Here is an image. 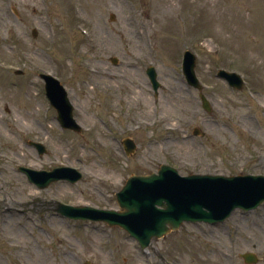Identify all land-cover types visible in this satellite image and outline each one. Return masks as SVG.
I'll list each match as a JSON object with an SVG mask.
<instances>
[{
  "label": "rangeland",
  "instance_id": "rangeland-1",
  "mask_svg": "<svg viewBox=\"0 0 264 264\" xmlns=\"http://www.w3.org/2000/svg\"><path fill=\"white\" fill-rule=\"evenodd\" d=\"M141 1L0 0V264H264V203L215 224L185 222L147 248L118 226L56 211V201L117 209L129 176L163 163L182 175L264 174V15L163 0L178 12L153 16ZM185 50L197 56L211 114L182 72ZM221 68L244 87L217 77ZM41 73L64 84L81 132L61 127ZM126 137L137 144L130 155ZM66 165L82 178L44 189L19 170Z\"/></svg>",
  "mask_w": 264,
  "mask_h": 264
},
{
  "label": "water",
  "instance_id": "water-1",
  "mask_svg": "<svg viewBox=\"0 0 264 264\" xmlns=\"http://www.w3.org/2000/svg\"><path fill=\"white\" fill-rule=\"evenodd\" d=\"M114 19V16H111ZM115 61V60H114ZM195 56L186 51L183 69L190 84L198 86L195 72ZM148 74L157 90L159 83L153 67ZM219 75L241 87V80L235 73L221 70ZM46 81L47 96L58 109L64 127L80 131V126L72 117V105L63 85L50 74L42 75ZM203 106L211 111L208 100L202 96ZM128 151H133L132 140H126ZM40 152L44 147L37 144ZM29 179L40 188L50 183L67 179L78 181L82 174L75 168L60 167L52 172L36 171L20 167ZM122 211L97 209L91 206H72L58 202L57 210L74 219L105 221L110 226H120L136 238L142 247L149 246L154 237H162L171 230L178 229L185 221L216 223L226 219L236 208L249 210L264 201V176H221L190 175L180 176L177 169L162 165L159 173L132 175L117 194ZM247 262H255L256 257L243 255Z\"/></svg>",
  "mask_w": 264,
  "mask_h": 264
},
{
  "label": "bare ground",
  "instance_id": "bare-ground-1",
  "mask_svg": "<svg viewBox=\"0 0 264 264\" xmlns=\"http://www.w3.org/2000/svg\"><path fill=\"white\" fill-rule=\"evenodd\" d=\"M140 3H143L142 6L146 7L144 9H148L153 16L173 15L178 12L174 6H163V0H142ZM216 4L208 9V14L238 18L242 16L250 18L258 16V13L264 15V0H216Z\"/></svg>",
  "mask_w": 264,
  "mask_h": 264
}]
</instances>
